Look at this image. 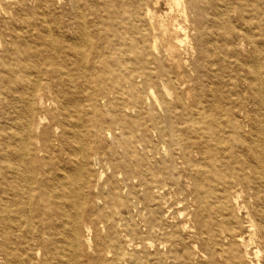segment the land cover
<instances>
[{
  "label": "bare ground",
  "instance_id": "6f19581e",
  "mask_svg": "<svg viewBox=\"0 0 264 264\" xmlns=\"http://www.w3.org/2000/svg\"><path fill=\"white\" fill-rule=\"evenodd\" d=\"M112 1L106 0L107 18L101 19L97 11L92 10L91 14L98 21L93 20L94 33L87 27H81L82 22L85 24L87 22L84 11L78 5V37H75L72 46L68 47L70 48L68 50L72 49L77 53L78 69L85 66L95 73L98 70L97 61L103 55L99 40L108 39L111 44L117 36L118 43L121 46L127 45L129 53L123 63L118 57L116 59L119 61L116 59L113 62L109 61L104 65V69L114 74L121 72L117 82L121 76L124 77V82L119 81V86H123L124 83V86L136 89L139 82L142 88L148 89V93L152 92V87L155 85L161 86L166 93H169V85L179 84L189 96L192 89L188 88L187 84L190 80H182L181 76L184 75L185 69L189 72L195 70L199 65L198 56L203 53L201 40L207 33L203 20L206 13L204 0H125L121 9L114 10L111 15L109 8L112 7ZM28 4L29 0H0V80L5 81L4 78L8 75L13 79L17 76L19 67L22 69L16 83L9 80L10 94L5 93L0 87V107L4 106V99L9 95L10 107L6 113H12L10 124L6 127L2 124L0 116V128H2L0 169L4 167V170H7L13 166V172L16 174L21 170V175L28 185L23 189L20 180H9L8 176L0 172L2 183L0 252L9 264H78V252H76L79 243L78 206H81L80 204L88 199L92 191L101 185L103 177V172L97 171L91 183L87 179L89 167L94 160H102L99 149L102 148L100 146L102 143H107L108 136H111V143H121L122 140L116 134V129H120L116 120H123L127 109L136 111L138 100L137 96H134L131 102L117 101L113 102L112 106H110L111 100L109 102L105 100L104 106H109V109L114 111L109 125L105 126L104 113L102 119V116H98V112L104 110L103 99L107 91L104 88L99 92L86 94L83 90L92 115L88 120L85 116L78 115L81 110L78 107V100H82L78 92V81L73 78L71 72L61 67L67 44L52 34L53 27L46 16L43 14L40 17L41 30L33 34L45 45L43 49L38 45H32L27 35L22 32H10L9 38L5 35L1 21L6 23L11 21L13 12L24 9ZM208 4L215 10L216 19L225 11L224 4L219 1L209 0ZM108 22L110 24L112 22L115 26V31L110 35L107 34ZM122 30L127 34L131 32L133 43H126L124 37H120ZM182 34L187 37L183 45L179 44ZM206 43H208L207 39ZM120 49L117 43L116 45L112 43L111 53L116 54L118 51L121 53ZM49 53L54 54L56 59L54 63L48 59ZM35 55L38 58L36 63L32 61ZM52 77L56 78V84L69 87L71 92L68 93L64 89L55 92L52 90L53 95L50 89L44 92L49 85L53 87ZM44 99L49 100V106H45ZM178 99L180 101L173 109H167L170 139L166 137L162 125L163 118L154 119L152 126L147 128L156 133L164 156H158L157 142L149 141L147 135L135 141L132 138H128L127 141L124 139L122 142L129 146V149L125 150L123 158L116 157L118 152L115 148L114 150L112 147L109 148L113 156L110 159L111 175L104 183L112 185L110 199L122 198L116 187L117 181L126 185L130 181L137 182L134 187H141L146 199V203L140 209L143 228L127 219V216L126 222L121 225L120 219L112 220L111 215L103 212L101 207H97L96 214L91 211L92 215L85 222L88 232L86 242L90 240L91 228L99 225L108 230L106 243L116 247L115 255L111 260L113 264L122 261L126 256V253L120 252V247L118 248L120 226L131 235L145 234L143 240L150 239V236L158 233L170 242L166 255L168 258L180 260L178 264H190L188 262L192 261V254L186 255L184 251L180 253L174 247V242L184 243L183 233L176 226L181 223L188 224L189 213L185 215L182 209H178V216L173 217L184 218L179 224L177 222L172 225L164 221L165 212H170L177 203V201L169 203L165 194L166 189H170L169 193L173 190L176 193H185L186 198L192 196L191 199L194 200L200 193L198 177L209 180L215 178V173L204 167L230 170V166L235 163L238 165L232 168L236 185L240 189L234 201L238 213L243 209V205L238 200L242 192L252 197L260 196V193L264 192V175L259 170L258 159L254 155L256 141L254 125L246 118H225L224 114L219 112L220 106L217 103L213 107L218 112H214L213 115L198 99L188 102L183 99L181 92H178L176 100ZM155 102L163 109V102L157 96ZM118 108L121 110L118 111ZM39 110H46L51 124L54 125H51L49 130L45 128L42 136L37 138L33 132L37 131L38 126L35 128L32 117ZM119 113H122L120 117H118ZM43 118V116L39 117L40 122ZM135 142L141 144L145 158L133 145ZM243 150H246V153H242ZM131 153L136 155V161L128 158ZM24 163L28 164V167H25ZM219 172L223 177L228 176L220 169ZM190 180L194 181L195 188L191 186ZM7 185L10 187L8 188ZM184 186L188 190L185 191ZM229 187L231 188L230 182L225 181L219 201V206L223 209L222 218L210 228H200L197 223L191 225L194 231L193 237L199 236L204 240L203 254L207 258L204 262H217L216 255L225 257L226 252L234 250L237 245L245 247V257L249 255L248 250L254 244L256 253L264 248V217L258 224L255 214L247 209L250 215L249 238L246 239L243 235L232 232L234 222L230 219L231 216L227 220L224 217L225 209L229 210L228 215L233 211L232 205L225 201ZM96 201L98 200L95 198L92 205H97ZM72 209L74 212L71 211ZM131 214L129 209L130 217ZM186 216L188 217L185 218ZM72 218L74 221L70 222L69 219ZM180 236L182 238H179ZM257 237L261 240L257 241ZM146 251L145 248L144 252L147 253ZM40 253L43 256L39 257ZM72 257L75 262H71ZM235 257L234 253L233 264H236ZM146 261L149 260L142 259V262Z\"/></svg>",
  "mask_w": 264,
  "mask_h": 264
},
{
  "label": "rangeland",
  "instance_id": "374dc122",
  "mask_svg": "<svg viewBox=\"0 0 264 264\" xmlns=\"http://www.w3.org/2000/svg\"><path fill=\"white\" fill-rule=\"evenodd\" d=\"M208 1L209 0H204L203 2V6L206 9L203 20L207 27V33L206 37H203V40H201V42L203 41V53L198 56L199 65L194 71L189 72L185 69V73H183L184 75L181 76L182 80H190L187 84L188 88L190 87L192 89L189 96L185 94L184 87L180 88L179 84L169 85V93H166L159 85L153 86L152 92L148 93V89L142 88L143 86L139 82H137L136 89L126 87L124 86V83L123 86H119V81L120 83L124 82L123 76H121L120 80L117 82L121 72L119 71L114 74L108 72L106 68L104 69V65H107L109 61L113 62L114 59L118 57L123 63L124 58H126L129 53V51H127V45L123 44L121 46L120 43H118L117 36L112 43L113 45H116L117 43V46L121 48V53L119 51L116 54L111 53L112 43L109 44L108 39L106 41L99 40V44L103 48V55L97 61L98 70L93 73L89 67L85 66L78 69L77 53L72 49L71 51L68 50L70 49L68 47L72 46V40L75 37H78V5L84 11L83 14L86 18L85 21L87 22V24L82 22L81 27H87L92 33H94L93 20L96 22L98 21L91 12L92 10L97 11L101 19L105 17L107 18L108 14L106 16L105 9L108 2H106V0H29L27 7L21 10L17 9L16 12H13L11 21L7 23L1 21V26H3L7 38H9L10 32H22L24 35H27L28 41L32 45H38L40 49H43L45 45L40 39H36L33 34H37V32L41 30L39 19L44 14L51 27H53L52 34L67 44V51L63 53L64 57L61 67L65 71L71 72L73 78L78 81V92L79 95L82 96V100H78V107L81 109L79 110L80 113H78V115L85 116L87 120L88 117L92 115L89 101L85 98L83 90L86 94L99 92L104 88L107 91L106 96L103 99L104 103L102 107L104 110L103 112L101 111V113L98 112V116H102V119L104 113L105 126L109 125L110 117L114 114V111L109 109V106H104L105 100L108 102L111 100L112 102L110 103V106H112L113 102H131L133 101L134 96H137L138 103L136 111L127 109L125 111V118L123 120H116L120 125V129H116V134L122 141L124 139L127 141L128 138H132V140L135 141L137 138L147 135L149 141L157 142L159 151L158 156H164V151L160 142H158L156 133L147 128L152 126L154 119L163 118L162 125L167 134L166 137L170 139L171 131L168 127V110L173 109L176 103H179L180 100H176L178 92H181L183 99L185 98L188 102L192 99H198L201 102V105L204 106L205 109L210 110L213 115H215L214 112H218L213 107L214 104L217 103L220 106L219 112H222L225 118H246L247 121L255 127L254 138L256 141L254 155L258 159V168L264 175V0H216V2L219 1L223 3L225 9L224 13L218 19L214 16L215 10L212 6H209ZM111 3L112 7L110 6L109 10H111L112 15L114 10L121 9L125 0H113ZM106 26L107 34L110 35L112 31H115V26L112 25V22L111 24L108 22ZM120 33V37H124L126 43L134 42L131 32L127 34L122 30ZM248 34L250 36H248ZM181 38L182 40L179 44L183 45L186 43L187 37L182 34ZM206 39L208 40V43H206ZM19 59L21 60V57H19ZM48 59L52 63L56 61L53 53H49ZM119 60L116 59V61ZM32 61L35 63L38 61L36 55L32 58ZM180 71L182 72L183 70L181 69ZM21 73L22 69L19 67L18 74L16 75L19 76ZM17 76L10 79V76L8 75V77L4 78L5 81L0 80V87L5 93L10 94L11 82H9V80H13V82L16 83L18 80ZM52 80L54 82L53 87L49 85V88H45L44 92L51 90L52 95V90L55 92V90L64 89L68 93L69 91L71 92L69 87L62 84H56L57 80L55 77H52ZM77 95L78 93H76V96ZM8 96L4 99V106L0 107V116L2 124L5 127L9 126L12 115L11 112L6 113L10 107L8 104L10 102ZM155 96L163 102V109L155 102ZM44 101L46 104L45 106H49V100L44 99ZM120 110L121 108H118V111ZM120 114L122 113H119L118 117H120ZM40 116L44 117L42 122H40ZM32 119L35 128L38 126L36 128L37 131L33 132L37 138L42 136L44 130H49L54 125L51 124V120L46 110L36 111ZM1 129L2 128H0V130ZM121 129L124 134L121 133ZM240 139H242V137ZM33 141L35 142V138ZM122 141L119 144H113L111 143V136H108L107 143H102L100 145L102 148L99 149V152L101 153L100 156L102 157V160H94L89 167L90 169L88 170L87 179L91 183L93 182V178L97 171H102L103 177L101 185L92 191V194L88 196V199L80 204L81 206H78V212H80L78 216L79 243L78 248L76 249V252H78V264H113L111 260L115 255L116 247L114 248L110 243H106L108 230L103 229L102 226L99 225L95 228H91L89 235L90 240L86 242L88 232L86 231L85 222L88 221V218L92 213L96 214L97 207H101L103 212L110 214L112 220L120 219L119 222L121 225L126 222L125 218L127 216V219L139 224L140 227L143 228L140 209L142 208V205L146 203V199L144 198L141 187H134V184L136 185L137 182L133 183L130 181L128 185H126L121 181H117L118 183H116V187H118V193H120L122 198L115 197L114 199H110L109 195L112 185L104 183V181H106L111 175L110 159L113 158L110 150L111 147L112 149L115 148L118 152L116 157L119 159L123 158L125 150L129 149V146ZM133 145L138 148V152H140L141 156L145 154L141 144L138 145V143L135 142ZM243 151L244 152L242 153H246V150ZM142 157L145 158V155ZM128 158L132 161H136V155H133L132 153ZM24 166L28 167V164L24 163ZM235 166L238 165L235 163L232 167L230 166V170H222L220 167H204V169L213 171V173H215V178L209 180L207 178H201L200 176L198 177V182L200 181V193L196 195V198L194 199L195 201L191 199L192 196L186 198L185 193H176L174 190L169 193L170 189H166L167 193L165 194V197L168 199V202L173 203L174 201H177V203L173 205L174 208H171L170 212H165L166 216H164V221L172 225H175L177 222L179 224L184 218L173 217L178 216V209H182L185 215L186 213H189V217H185H188V224L181 223L176 226L178 227V230H181L183 233L182 237L184 238V243H180L179 241L176 243L174 242V247L180 253L184 251L186 255L188 253L192 254V261L188 262L190 264H233L234 253L236 256V264L264 263V248L260 250L261 252L259 251L256 253L255 244L249 248V255L247 257L244 256L245 247L237 245L234 250L232 249V251L226 252L225 257H218L216 255L217 262H204V260L207 259L203 254V248L205 246L204 240L199 236H196L195 238L193 237L194 231H192L191 225L197 223L200 228H210L217 223L219 218H222L223 209L219 206V201L223 193L222 191L225 186V181H229L231 185L229 191L226 192L225 201L232 205L234 212L231 211L232 213L228 215L229 210L225 209L224 217L227 220L231 216L230 219L234 222L232 232L236 235H243L246 239L249 238V233L251 232L250 215L248 214L247 209L255 214L256 223L260 224L262 217H264V202L262 203L264 200V192H261L260 196L255 197L242 192V196L239 197L238 200L240 204L243 205V209L240 213L236 211L237 208L234 206L235 195L240 189L236 185V179L232 172V168ZM219 169L228 176L223 177V175L220 174ZM0 172L2 175L8 176L9 180H20L22 188H27L26 186L28 185L21 175V170L16 174V172H13V166H10L7 170H4V167H2ZM160 178L163 179L162 176H160ZM14 180L12 182H14ZM190 182L192 183L191 186L195 188L194 181L190 180ZM1 184L0 179V188L2 187ZM7 187L9 188L10 185H7ZM184 188L185 191L188 190L187 187L184 186ZM95 198L98 200L96 201L97 205H92L93 200L95 202ZM222 201H224L223 198ZM259 202H261V204H259ZM244 206H247V208H244ZM129 209L132 212L131 217L128 215ZM167 209L168 208H165V210ZM217 210H219L218 213ZM71 211H73V209ZM69 221L73 222L74 218L69 219ZM5 225L7 226V223H5ZM145 237L146 235L143 233L141 235H131L126 229L120 226L118 248L120 247L119 251L126 253V256L122 261H117L115 264L180 263V260L168 258L166 256L170 242H167L165 237L158 233L150 236V239L143 240ZM182 237L180 236L179 238ZM127 239L133 240L128 241ZM258 240H261V238L257 237V241ZM64 244L67 245L66 243ZM145 248L147 253L144 252ZM38 256L41 257L43 255L40 253ZM143 258L148 259L149 261L142 262ZM70 260L71 262H75L73 257ZM0 264H9L5 261L1 252Z\"/></svg>",
  "mask_w": 264,
  "mask_h": 264
}]
</instances>
